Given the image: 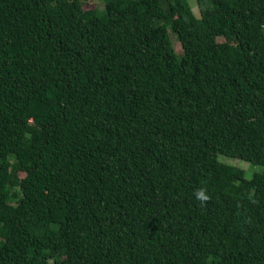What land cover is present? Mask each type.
Wrapping results in <instances>:
<instances>
[{
    "label": "trees",
    "instance_id": "obj_1",
    "mask_svg": "<svg viewBox=\"0 0 264 264\" xmlns=\"http://www.w3.org/2000/svg\"><path fill=\"white\" fill-rule=\"evenodd\" d=\"M83 1L0 0V264H264V0Z\"/></svg>",
    "mask_w": 264,
    "mask_h": 264
},
{
    "label": "rangeland",
    "instance_id": "obj_2",
    "mask_svg": "<svg viewBox=\"0 0 264 264\" xmlns=\"http://www.w3.org/2000/svg\"><path fill=\"white\" fill-rule=\"evenodd\" d=\"M192 8H193V11L195 12L196 15H200V10H199V7H198V3H197V0H189ZM83 4H84V8L88 9V8H99V9H104L105 8V3H104V0H84L83 1ZM172 40L174 42V45H175V48L177 49L178 52H181L182 49H181V45L177 39V37L172 34ZM226 157V156H224ZM226 160H230V161H233V162H236L237 164H240L241 166H243L244 168H246L247 171L250 170V166H248V164L250 165L251 163L250 162H247L245 160H242V159H239V160H233L231 158H225ZM252 172L250 174V176L256 172V171H260L263 169V166L262 165H252Z\"/></svg>",
    "mask_w": 264,
    "mask_h": 264
},
{
    "label": "clouds",
    "instance_id": "obj_3",
    "mask_svg": "<svg viewBox=\"0 0 264 264\" xmlns=\"http://www.w3.org/2000/svg\"><path fill=\"white\" fill-rule=\"evenodd\" d=\"M206 190L200 189L197 191V198L206 201L208 199V196L205 194Z\"/></svg>",
    "mask_w": 264,
    "mask_h": 264
}]
</instances>
